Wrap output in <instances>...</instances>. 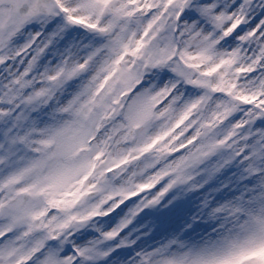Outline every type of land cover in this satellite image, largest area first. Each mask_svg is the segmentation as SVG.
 Here are the masks:
<instances>
[{"label": "snow or ice", "instance_id": "6c2138e0", "mask_svg": "<svg viewBox=\"0 0 264 264\" xmlns=\"http://www.w3.org/2000/svg\"><path fill=\"white\" fill-rule=\"evenodd\" d=\"M0 264H264V0H0Z\"/></svg>", "mask_w": 264, "mask_h": 264}, {"label": "rangeland", "instance_id": "374dc122", "mask_svg": "<svg viewBox=\"0 0 264 264\" xmlns=\"http://www.w3.org/2000/svg\"><path fill=\"white\" fill-rule=\"evenodd\" d=\"M81 163H82V160H76L74 158L73 159H70L67 162V165H66V167H67L66 180L69 183V186L70 187L73 186V185H76L78 183H82V181L81 182H77V181L72 180V176L75 175V173L79 169V166H80ZM78 190H79L78 187L74 188L72 194H74Z\"/></svg>", "mask_w": 264, "mask_h": 264}]
</instances>
